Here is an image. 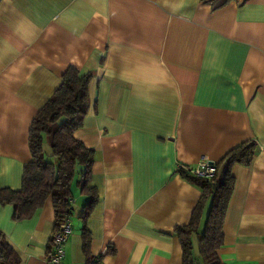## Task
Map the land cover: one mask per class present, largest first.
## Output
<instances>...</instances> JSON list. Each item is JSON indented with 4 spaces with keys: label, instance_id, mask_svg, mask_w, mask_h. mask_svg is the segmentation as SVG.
<instances>
[{
    "label": "crops",
    "instance_id": "obj_1",
    "mask_svg": "<svg viewBox=\"0 0 264 264\" xmlns=\"http://www.w3.org/2000/svg\"><path fill=\"white\" fill-rule=\"evenodd\" d=\"M91 74L89 107L74 132L94 153L90 185L72 182V230L62 264H182L174 229L201 189L178 164L234 163L223 219L222 264H264V0H1L0 186L19 189L31 159L30 124L68 68ZM42 148L52 162L50 146ZM210 200L199 222L201 231ZM51 198L27 219L0 204V231L20 264L48 262ZM193 253L198 241L192 236Z\"/></svg>",
    "mask_w": 264,
    "mask_h": 264
},
{
    "label": "trees",
    "instance_id": "obj_2",
    "mask_svg": "<svg viewBox=\"0 0 264 264\" xmlns=\"http://www.w3.org/2000/svg\"><path fill=\"white\" fill-rule=\"evenodd\" d=\"M1 1V0H0ZM91 74L80 75L75 68H68L52 96L42 105L29 127L28 146L31 159L23 166L19 189L0 186V204L12 206L13 220L30 218L45 200L51 198L54 213V230L72 213V182L78 175L77 185L88 195L81 218H85L97 201L95 187L90 185L94 153L74 132L83 124L89 107L88 83ZM46 138L56 162L44 154L42 144ZM255 152L252 142L239 144L223 158L219 169L215 164L212 177L181 174L197 185L202 195L191 213L187 224L176 226L174 231L181 246L182 264H198L193 253L192 236L198 241V253L204 264H222L218 250L223 244V219L231 196L234 163L249 164ZM206 200H210L203 228L199 230L201 211ZM52 232V233H53ZM83 251L86 264H98L89 255V234L83 227ZM49 251L51 246L49 241ZM50 254L48 255V258ZM0 264H20V257L0 231Z\"/></svg>",
    "mask_w": 264,
    "mask_h": 264
},
{
    "label": "built area",
    "instance_id": "obj_3",
    "mask_svg": "<svg viewBox=\"0 0 264 264\" xmlns=\"http://www.w3.org/2000/svg\"><path fill=\"white\" fill-rule=\"evenodd\" d=\"M177 170L183 171L191 176L212 177L215 173V164L206 158H201L196 165L189 166L178 164ZM72 230L69 217L64 218L58 224L57 229L50 236L51 253L48 262L51 264H62L65 257V244Z\"/></svg>",
    "mask_w": 264,
    "mask_h": 264
},
{
    "label": "rangeland",
    "instance_id": "obj_4",
    "mask_svg": "<svg viewBox=\"0 0 264 264\" xmlns=\"http://www.w3.org/2000/svg\"><path fill=\"white\" fill-rule=\"evenodd\" d=\"M79 188V187H78ZM80 189V188H79Z\"/></svg>",
    "mask_w": 264,
    "mask_h": 264
}]
</instances>
